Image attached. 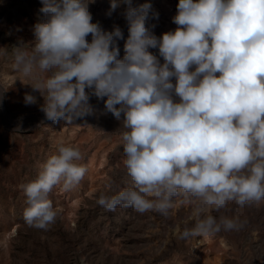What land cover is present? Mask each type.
Listing matches in <instances>:
<instances>
[{"label":"clouds","instance_id":"obj_1","mask_svg":"<svg viewBox=\"0 0 264 264\" xmlns=\"http://www.w3.org/2000/svg\"><path fill=\"white\" fill-rule=\"evenodd\" d=\"M94 2L40 0L45 18L33 25L34 39L18 38L11 55L43 98L47 120L72 124L92 115L94 96L121 122L132 186L101 194L98 205L167 217L173 198L182 196L197 219L179 239L238 230V218L201 213L264 202V0H178L177 27L160 37L149 24L159 18L151 3L109 0L108 16L126 6L122 58L123 32L92 22ZM6 55L8 47H0ZM24 103L36 104L37 97L26 93ZM82 159L78 147L61 145L34 180L20 185L29 227L55 223L49 193L80 183L87 172Z\"/></svg>","mask_w":264,"mask_h":264},{"label":"rangeland","instance_id":"obj_2","mask_svg":"<svg viewBox=\"0 0 264 264\" xmlns=\"http://www.w3.org/2000/svg\"><path fill=\"white\" fill-rule=\"evenodd\" d=\"M145 2L159 13L158 20L149 21L156 25L157 37L175 30L178 0H133L134 5ZM41 6L40 0H0V47H8V55L0 56V90L7 104L4 112L0 103V264H264V202L244 207L230 202L219 212L208 209L201 218L223 215L238 218L241 226L184 240L179 233L194 226L197 218L194 206L181 202L182 196L173 198L167 217L132 208L112 212L98 205L101 194L111 196L132 186L124 165L121 122L94 96L89 101L94 113L72 124L53 123L40 111L43 98L13 67L11 46L18 38L34 39L33 25L45 18ZM109 7V0H95L89 11L92 22L103 29L121 28L124 39L117 43L122 58L128 36L122 15L126 6L111 16L106 15ZM86 39L90 42L91 35ZM149 51L158 55V49ZM26 93L36 96L37 103L26 105ZM61 145L79 148L83 159L78 163L87 172L71 190H63L61 183L49 193L58 210L55 223L47 230L29 227L23 219L27 204L20 185L34 180Z\"/></svg>","mask_w":264,"mask_h":264},{"label":"bare ground","instance_id":"obj_3","mask_svg":"<svg viewBox=\"0 0 264 264\" xmlns=\"http://www.w3.org/2000/svg\"><path fill=\"white\" fill-rule=\"evenodd\" d=\"M3 88V86H0ZM2 90H0V103L2 105V108H3V111L6 112L7 111V104L5 102V99H4V93L1 92Z\"/></svg>","mask_w":264,"mask_h":264}]
</instances>
